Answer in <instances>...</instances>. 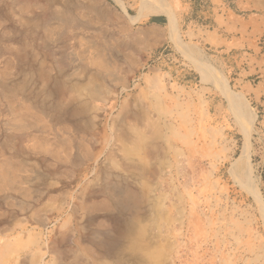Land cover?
Instances as JSON below:
<instances>
[{
	"label": "rangeland",
	"instance_id": "obj_1",
	"mask_svg": "<svg viewBox=\"0 0 264 264\" xmlns=\"http://www.w3.org/2000/svg\"><path fill=\"white\" fill-rule=\"evenodd\" d=\"M262 211L264 0H0V264H264Z\"/></svg>",
	"mask_w": 264,
	"mask_h": 264
},
{
	"label": "crops",
	"instance_id": "obj_2",
	"mask_svg": "<svg viewBox=\"0 0 264 264\" xmlns=\"http://www.w3.org/2000/svg\"><path fill=\"white\" fill-rule=\"evenodd\" d=\"M172 35L173 34H171L168 29L167 14L164 12L157 14L153 13L152 17H149L147 27L143 28L141 34L134 38V41L141 46L143 50L153 51L154 54H152L151 57H156L157 59L165 57L168 60L175 61L177 59L175 53H172L171 50L167 48L160 49L162 46L164 47L166 43L171 41L170 39ZM205 35L206 37L219 42V44L227 43V40L229 39L225 35H220L218 31L216 34L212 31H207ZM154 50H157V52Z\"/></svg>",
	"mask_w": 264,
	"mask_h": 264
},
{
	"label": "bare ground",
	"instance_id": "obj_3",
	"mask_svg": "<svg viewBox=\"0 0 264 264\" xmlns=\"http://www.w3.org/2000/svg\"><path fill=\"white\" fill-rule=\"evenodd\" d=\"M154 3V2H153ZM96 4V3H95ZM153 7L155 8L154 9V11L155 12H157V13H162V12H164V13H167V14H171L170 13V10L166 7V5H163V3H161V2H158V3H154L153 4ZM170 23H172L171 21H170ZM172 25H173V23H172ZM171 25V26H172ZM90 44V43H89ZM91 45V44H90ZM94 45V44H93ZM96 45V44H95ZM88 48V47H87ZM95 48H97V47H95ZM100 48V47H99ZM94 49V48H93ZM92 49V50H93ZM103 53V52H102ZM92 54H93V52H92ZM91 54V55H92ZM105 54V53H104ZM98 55V54H97ZM93 56V55H92ZM99 56V55H98ZM104 56V55H103ZM136 57V56H135ZM103 59V58H102ZM101 60V59H100ZM102 61V60H101ZM136 62V61H135ZM135 62H132L133 64L135 63ZM101 63V62H100ZM99 63V64H100ZM102 66V65H101ZM100 66V67H101ZM102 69V68H101ZM105 70V69H104ZM77 145V144H76ZM77 147V146H76ZM79 147V146H78ZM40 148H41V146H40ZM39 148V149H40ZM46 148V147H45ZM66 148V147H65ZM58 149V148H57ZM66 150V149H65ZM55 151H56V149H55ZM70 153H71V151H70ZM84 153V152H83ZM68 154V153H67ZM65 155V154H64ZM60 157V156H59ZM66 157V156H65ZM2 170V169H1ZM17 174V173H16ZM3 177V176H2ZM17 178V177H16ZM3 182V181H2ZM14 188V187H13ZM259 200V199H258ZM112 204V203H111ZM114 205H119L118 203H116V202H114ZM262 216H263V218H264V211H262ZM106 246H108V248L109 249H112L114 246H116V240L114 239V238H110L109 240H108V244L106 245ZM106 246H105V248H106Z\"/></svg>",
	"mask_w": 264,
	"mask_h": 264
}]
</instances>
